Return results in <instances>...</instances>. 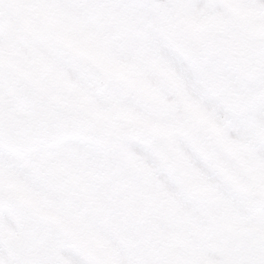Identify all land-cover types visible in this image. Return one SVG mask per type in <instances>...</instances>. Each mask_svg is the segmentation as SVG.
Masks as SVG:
<instances>
[{
    "label": "snow or ice",
    "instance_id": "6c2138e0",
    "mask_svg": "<svg viewBox=\"0 0 264 264\" xmlns=\"http://www.w3.org/2000/svg\"><path fill=\"white\" fill-rule=\"evenodd\" d=\"M0 264H264V0H0Z\"/></svg>",
    "mask_w": 264,
    "mask_h": 264
}]
</instances>
